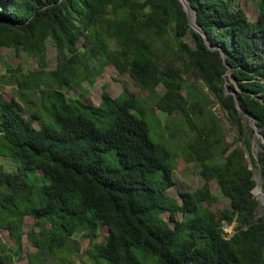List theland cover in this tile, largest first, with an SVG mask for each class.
I'll use <instances>...</instances> for the list:
<instances>
[{"label": "trees", "instance_id": "obj_1", "mask_svg": "<svg viewBox=\"0 0 264 264\" xmlns=\"http://www.w3.org/2000/svg\"><path fill=\"white\" fill-rule=\"evenodd\" d=\"M186 1L207 41L193 30L180 0H0V48L45 61L52 42L58 54L54 70H16V94L0 93V158L18 163L10 172L0 161V230L18 248L9 254L0 245V264L25 259L27 216L39 229L29 236L37 252L28 264L67 261L80 253L76 235L89 241L84 256L91 264H264V214L258 216L245 153H229L218 120L204 112V96L192 87L181 93L187 70L203 80L242 134L240 109L264 132V0L254 22L233 7L235 0ZM159 45L179 63L163 67ZM109 66L129 74L146 98L104 91L98 106L67 98L66 91L94 84ZM229 71L240 108L226 93ZM156 109L180 117L192 133L171 138L206 182L182 194L181 202L168 193L178 153L151 137ZM109 153L119 166L107 163ZM257 163L264 179V152ZM211 181L229 201L217 213ZM224 222L237 223L231 237ZM101 226L109 236L98 243Z\"/></svg>", "mask_w": 264, "mask_h": 264}, {"label": "rangeland", "instance_id": "obj_2", "mask_svg": "<svg viewBox=\"0 0 264 264\" xmlns=\"http://www.w3.org/2000/svg\"><path fill=\"white\" fill-rule=\"evenodd\" d=\"M259 2L260 0H235L233 2V7H239L243 9L248 18L254 22L256 21L259 14V10L257 8ZM188 8L189 19L193 26L192 28L198 32L197 27L195 26V15L190 7ZM190 38L191 37H187L185 41L188 40L189 43L193 44L192 39ZM157 50L158 55H161L160 59L162 60L161 63L163 67L170 64L179 63L174 53L171 52L169 48L159 45ZM57 63L58 54L52 42L48 43L45 61H41L39 58H30L23 52L16 53L14 50L9 48H0V93H3L7 99L12 98L16 94L17 86L15 85L14 78H11L14 74L16 75V70H22V72L43 69L54 70L57 66ZM179 68L183 69L182 65H179ZM182 71V95L187 96V92L189 90L188 87H192L194 91L205 97L206 102L204 112L207 116L213 114V116L218 120L220 132L224 138L223 144L224 146L230 148L229 153L237 148L242 149L244 153H249L252 159L251 170L253 171V177H255L257 180V193L261 195L264 188V179L261 175V168L257 163V160L258 154L260 152H264V132L258 129L257 122L252 116L250 117L240 112L244 127V132L242 134L239 128L229 119L227 112L221 107V105H219L217 99L209 92L203 80L190 71ZM225 87L227 94L233 95L237 98V100H239L237 95L239 94L240 89L238 88L236 81L231 76V73H228L225 77ZM104 91L109 93L113 98H127L129 93H132L143 99L146 98V93L140 91L137 83L129 74H119L113 66L106 67L103 73L95 80L94 84L85 81L80 87L66 91V96L67 98L75 99L83 98L87 103L98 106L100 104L99 102H101V95ZM158 91L161 94H164L165 89L163 86H160ZM153 115L155 116L153 119H155L157 122H155L153 133L151 132L152 139H154L156 142H163L167 146L172 147L178 153V158L174 163L175 185L168 191V193L181 202L182 194L200 189L206 184L205 180L200 175L199 167L193 161L192 157L186 153L184 154L180 149L176 148L177 145L171 138V134L174 132L179 133L181 138L192 136V133L186 129V127L181 122V118L176 115L168 117L165 113L158 109L155 110ZM24 116L28 118L27 111H24ZM39 126V122L34 124L35 128H38ZM252 130H254L255 133L251 135ZM247 141L249 146L246 144ZM113 155L114 153H109L107 155V163L114 167L119 166L116 157H113ZM0 161L6 170L10 172H14L18 169V163L9 157H1ZM37 175L40 176L42 173L38 172ZM258 176L259 179H257ZM31 179L34 180V175L32 174ZM209 185L212 194L218 199V202L211 206V210L217 213L227 208L229 206V201L221 194L217 182L211 181ZM259 186L261 187L262 191H259ZM260 195L258 196L260 197ZM259 201L261 200L259 199ZM258 213L264 214L263 204H261ZM181 218L182 216L179 215L178 219L181 220ZM164 219L169 221V216L164 215ZM236 227L237 223L230 225L226 222L223 223V228L226 233L225 235L228 237H231L232 234L235 233ZM23 229L25 236L23 237L22 251L25 259L22 261L13 260V263L6 264H28V255L35 254L37 252V249L33 247L32 242L29 239L32 231L36 233L39 231L35 220L27 216L25 218ZM98 233V243H102L108 239L109 233L107 227L101 226ZM74 239L80 244V253L68 257L67 261H63L61 258V262L53 261L50 264H91L89 258L84 256V253L89 249V241L83 239L82 235H76L74 236ZM0 245H4L6 247L5 251H7L9 254H14L18 250L14 242L11 240L9 234L5 230H0ZM36 263H38L37 260L34 264Z\"/></svg>", "mask_w": 264, "mask_h": 264}, {"label": "water", "instance_id": "obj_3", "mask_svg": "<svg viewBox=\"0 0 264 264\" xmlns=\"http://www.w3.org/2000/svg\"><path fill=\"white\" fill-rule=\"evenodd\" d=\"M181 1V3H183V5H184V9L186 10V12H187V14H188V9L189 8H187L186 6H185V4H184V2H183V0H180ZM185 2H187L186 0H184ZM189 16V15H188ZM191 23V22H190ZM191 26H192V24H191ZM195 26L197 27V30L200 32V33H202L203 34V36L205 37V39H206V41H207V37H206V35L203 33V32H201V29L198 27V25L195 23ZM193 27V26H192ZM223 53V52H222ZM228 73H230V71L228 72ZM227 73V74H228ZM226 74V75H227ZM226 75H225V77H226ZM238 96V98H239V94L237 95ZM236 101H237V104H238V106H239V108H240V98H239V100H237V98H236ZM240 111L244 114V115H248L244 110H242V109H240ZM249 116V115H248ZM251 117V116H250ZM258 129H260L259 127H258ZM264 136V135H263ZM245 158H246V160H247V163H249L248 164V166H249V169H251V167H252V159H251V157H250V155H249V153L248 152H245ZM253 179L255 180V182H256V185H257V180L255 179V177H253ZM253 194H254V196L259 200H261L260 201V203L261 204H263L264 205V195H263V193L260 195V194H258L257 193V186H255V188H254V190H253ZM258 195H260V197L258 196ZM263 214H259L258 213V216L259 217H261Z\"/></svg>", "mask_w": 264, "mask_h": 264}, {"label": "bare ground", "instance_id": "obj_4", "mask_svg": "<svg viewBox=\"0 0 264 264\" xmlns=\"http://www.w3.org/2000/svg\"><path fill=\"white\" fill-rule=\"evenodd\" d=\"M183 2H184V4H185V6L188 7V6H187V3H186L184 0H183ZM257 179H259V178L257 177ZM258 188H260V186H259Z\"/></svg>", "mask_w": 264, "mask_h": 264}]
</instances>
